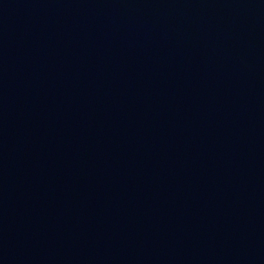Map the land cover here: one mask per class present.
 Segmentation results:
<instances>
[{
    "label": "water",
    "instance_id": "1",
    "mask_svg": "<svg viewBox=\"0 0 264 264\" xmlns=\"http://www.w3.org/2000/svg\"><path fill=\"white\" fill-rule=\"evenodd\" d=\"M0 264H264V0H0Z\"/></svg>",
    "mask_w": 264,
    "mask_h": 264
}]
</instances>
